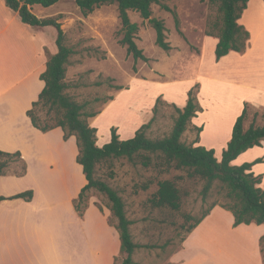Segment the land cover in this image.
Instances as JSON below:
<instances>
[{"label":"crops","instance_id":"0c3cea01","mask_svg":"<svg viewBox=\"0 0 264 264\" xmlns=\"http://www.w3.org/2000/svg\"><path fill=\"white\" fill-rule=\"evenodd\" d=\"M61 1L42 8L33 5L32 12L39 18L52 17ZM238 23L248 30L249 41L243 52L230 51L216 59L224 76L203 72L201 52L199 68L187 84L155 81L156 91L142 100L145 103L138 102L130 118L113 125L119 137H132L151 118L158 96L182 108L195 83L199 84L197 99L202 107L192 119L195 126L202 127L195 145L214 149L218 160L245 102L253 110L247 124L248 116L245 119V128L262 124L257 123L260 118L254 112H264V0H248ZM56 35L53 26L23 23L18 13L0 0V149L19 151L27 164L23 176H0V196L4 197L0 200V264H114L120 240L117 230L108 224L106 211H100L93 198L83 217L73 206V199L87 182L76 161L75 137L65 140L60 127L42 132L27 116L44 87L40 75L47 59L57 52ZM207 37L212 36L203 30L201 45L205 46ZM212 38L215 47L217 38ZM124 90H118L95 119L130 92ZM111 126L108 124V129ZM97 136V144L102 146L111 135L101 134L97 127ZM258 158L261 161L254 163L251 171L261 176L259 186L264 188V142L243 151L231 164ZM29 189L33 191L31 200L13 197ZM261 238L264 224L234 225L232 213L215 205L185 237L168 264H263Z\"/></svg>","mask_w":264,"mask_h":264},{"label":"trees","instance_id":"16d2710c","mask_svg":"<svg viewBox=\"0 0 264 264\" xmlns=\"http://www.w3.org/2000/svg\"><path fill=\"white\" fill-rule=\"evenodd\" d=\"M4 1L10 9L18 13L23 23L31 26L50 25L57 31L55 39L57 52L49 55L47 59L46 68L40 75L44 87L27 110V116L33 126L42 132L60 127L65 140L71 136L75 137L76 161L81 165L87 182L80 189L78 196L73 199V206L78 215L83 217L89 205L92 190L107 197L106 208L110 211L107 221L117 230L120 240V251L119 255L114 258V264H133V253L141 245L132 238L131 220L126 215L122 196L98 176L100 164L113 159L125 158L132 163L139 162L144 167L155 164L183 170L188 177L204 181L201 191L203 198L211 192H216L219 195L218 199L212 202L199 217L194 218L190 214H183L185 221L188 222L191 219L194 221L185 227L186 234L182 238L181 244L215 205L232 213L234 225L241 223L264 224V188L259 186L261 176L255 175L251 171L252 165L261 161V158L241 165L231 164V161L240 153L264 142V120L260 125L250 124L248 128L244 126L245 119L250 113L247 102L244 103L242 112L233 124L231 138L226 148L223 149L219 160L215 156L214 149L195 145L202 130V127L192 123L193 117L202 110L197 99L198 83H195L187 91V101L182 108L158 96L152 108L151 118L142 123L131 138L121 139L117 128L111 126L109 142L99 146L97 144V127L91 124V119L101 113L102 109L113 100L114 95L107 97L94 95L79 100L69 91L71 84L66 80V73L75 50L66 44L65 33L57 21V17L39 18L32 12L33 5L48 7L59 0ZM72 1L84 15L99 6L116 4L121 24V42L135 61L138 59L147 61L148 57L137 45L139 26L131 20L130 11L138 13L143 20L148 21L155 31V44L165 51L169 50L171 45L166 38L164 21L153 16V5H159L160 8L172 14L175 30L182 35L180 17L177 11L166 3L168 0ZM247 2L248 0H208L211 10L206 17L205 34L217 38L214 50L216 59L230 51L243 52L246 49L250 35L248 30L238 23V19L246 8ZM105 80L108 86L116 91L124 88L112 83L113 79L110 77ZM94 84L98 85L100 82ZM96 104L99 106L94 108ZM165 107L172 108L175 113L172 116V127L162 136L153 137L150 133L152 125ZM254 115H259V111H255ZM261 115L264 118V113ZM187 132L195 134L190 141L184 139ZM26 170V161L19 151L8 152L0 149V176L6 174L23 176ZM157 185V190L150 198L151 204L158 208L179 211L182 195L176 181L172 179L159 180ZM32 195L33 191L29 189L17 193L13 197L29 201ZM2 199L4 197L0 196V200ZM95 205L102 211L99 204L95 202ZM260 249L264 264V238L260 239ZM119 256H121L120 259Z\"/></svg>","mask_w":264,"mask_h":264},{"label":"rangeland","instance_id":"374dc122","mask_svg":"<svg viewBox=\"0 0 264 264\" xmlns=\"http://www.w3.org/2000/svg\"><path fill=\"white\" fill-rule=\"evenodd\" d=\"M166 3L177 11L182 31L181 35L175 30L169 11L153 5V16L164 21L166 38L171 45L166 51L155 44V31L148 21L134 11L129 12L131 20L139 26L136 42L148 57L147 61H135L121 42L116 4L99 6L86 15L72 0H62L56 6L58 13L52 17H57L65 33L66 44L75 50L66 73V80L71 84L69 91L79 100L94 95H116L117 91L105 82L107 77L113 79L112 83L123 86L124 91H130L125 92L107 112L97 119H91V124L94 122L96 125L93 126L98 127L101 134H110L108 124L119 125L125 118H130L136 106L140 102L145 103V99L156 91L155 81L187 84L199 68L201 52L204 55L203 72L225 75L224 70L215 64L214 38L207 37L205 46L200 41L207 14L211 10L208 0H168ZM141 79L151 82L143 84L138 81ZM95 82L100 84L95 85ZM97 105L94 108L100 103ZM252 113L250 109L246 124L251 120ZM262 113L259 111L257 123L264 120ZM173 115V109L165 107L152 125L151 135L158 137L167 133L172 127ZM137 116L144 119L141 112ZM194 135L187 132L184 139L190 141ZM98 176L123 198L126 215L131 220L132 238L141 245L133 253V264H168L181 247L185 227L194 221H185L183 214L199 217L219 197L216 192H211L203 198L201 191L204 181L188 177L183 170L155 164L144 167L125 158L101 163ZM164 179L175 180L180 188L182 199L179 211L158 208L150 202L158 188L157 182ZM90 198L110 215L106 208L108 199L104 194L92 190Z\"/></svg>","mask_w":264,"mask_h":264}]
</instances>
